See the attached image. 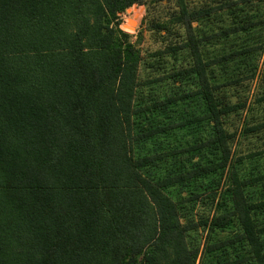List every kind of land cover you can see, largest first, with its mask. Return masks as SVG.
<instances>
[{
  "label": "trees",
  "instance_id": "1",
  "mask_svg": "<svg viewBox=\"0 0 264 264\" xmlns=\"http://www.w3.org/2000/svg\"><path fill=\"white\" fill-rule=\"evenodd\" d=\"M138 0H0V264H195L130 150Z\"/></svg>",
  "mask_w": 264,
  "mask_h": 264
},
{
  "label": "rangeland",
  "instance_id": "2",
  "mask_svg": "<svg viewBox=\"0 0 264 264\" xmlns=\"http://www.w3.org/2000/svg\"><path fill=\"white\" fill-rule=\"evenodd\" d=\"M130 150L195 264H264V0H138Z\"/></svg>",
  "mask_w": 264,
  "mask_h": 264
}]
</instances>
